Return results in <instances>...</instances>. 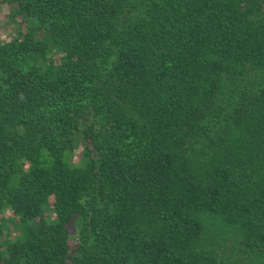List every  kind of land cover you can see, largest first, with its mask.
Listing matches in <instances>:
<instances>
[{
    "label": "trees",
    "instance_id": "1",
    "mask_svg": "<svg viewBox=\"0 0 264 264\" xmlns=\"http://www.w3.org/2000/svg\"><path fill=\"white\" fill-rule=\"evenodd\" d=\"M0 4V264H264V0Z\"/></svg>",
    "mask_w": 264,
    "mask_h": 264
},
{
    "label": "rangeland",
    "instance_id": "2",
    "mask_svg": "<svg viewBox=\"0 0 264 264\" xmlns=\"http://www.w3.org/2000/svg\"><path fill=\"white\" fill-rule=\"evenodd\" d=\"M11 14V9L7 5L0 4V40H3L5 38V34H8L11 31V28L9 27V16ZM49 216H53L52 212H48ZM79 222L75 221L71 225L70 234L72 237V241L75 242L76 235L78 234V230L80 228Z\"/></svg>",
    "mask_w": 264,
    "mask_h": 264
}]
</instances>
